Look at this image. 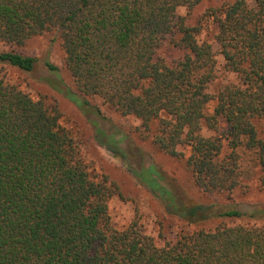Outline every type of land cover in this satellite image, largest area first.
I'll use <instances>...</instances> for the list:
<instances>
[{
  "label": "trees",
  "instance_id": "trees-1",
  "mask_svg": "<svg viewBox=\"0 0 264 264\" xmlns=\"http://www.w3.org/2000/svg\"><path fill=\"white\" fill-rule=\"evenodd\" d=\"M201 1L0 0V45L9 49L0 66L29 75L37 60L16 48L46 33L59 40L71 80L62 92L92 107L94 142L179 228L163 246L139 216L115 229L109 204L121 186L90 176L84 141L58 101L0 78V264H264V204L239 199L244 155L264 187V0L224 2L191 23ZM165 44L184 56L166 64L157 57ZM218 56L235 81L211 95ZM133 135L184 161L207 201L179 202L155 165L134 167L122 147Z\"/></svg>",
  "mask_w": 264,
  "mask_h": 264
},
{
  "label": "rangeland",
  "instance_id": "rangeland-1",
  "mask_svg": "<svg viewBox=\"0 0 264 264\" xmlns=\"http://www.w3.org/2000/svg\"><path fill=\"white\" fill-rule=\"evenodd\" d=\"M231 0H202L192 11L190 22L196 21L201 13L211 7H218L224 2ZM178 14L186 16V10L179 8ZM208 41H213L212 33L202 36ZM214 49L218 50L217 45ZM0 50H9L0 45ZM16 51L34 57L37 60L36 69L29 75L21 73L8 66H0V78L9 85H14L23 92L30 95L34 100L43 97L47 102L56 99L61 106L64 114V122L71 124L78 133L81 140L84 141V150L82 156L87 163L91 165L89 174L93 179H97L101 173H106L121 186L122 197L114 198L109 204V216L112 226L117 230L126 228L130 222L139 216L141 231L143 234L154 239L157 246H163L166 242L172 241L176 231L179 228L172 226L163 216V210L158 201H156L144 188L137 186L132 179L125 173L120 163L110 152L98 146L93 140L94 127L92 121H97V117L91 111V106H78L69 100L62 91L71 86V80L63 65V53L60 42L53 35L46 33L42 36L34 37L28 43ZM184 53L178 51L168 44L163 45L157 53V57L166 64H171L174 60L182 58ZM218 78L209 87L208 93L215 95L217 91L228 82L235 81L232 74L225 73L223 70V60L218 56ZM49 62L57 71L49 72L45 63ZM61 90V91H60ZM95 104V102H93ZM100 109L103 114L110 117L113 121L119 118L107 107ZM86 109V110H85ZM212 111V106L207 113ZM100 123V122H98ZM131 125L138 126L139 122L130 118ZM122 147L127 151L131 163L134 167L139 165L153 164L166 179L170 190L175 195L177 201L182 203H204L207 200L198 192L191 183V177L186 169L184 161L176 160L165 154L155 151L149 142H143L133 135L127 138ZM247 155L243 156L242 170L247 175L243 177L242 184L247 186L246 193L241 196L240 201L246 203L264 204V187L259 183V171L252 168L248 162ZM164 222L160 227L159 223ZM238 223L252 224L249 221Z\"/></svg>",
  "mask_w": 264,
  "mask_h": 264
}]
</instances>
